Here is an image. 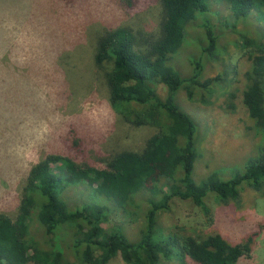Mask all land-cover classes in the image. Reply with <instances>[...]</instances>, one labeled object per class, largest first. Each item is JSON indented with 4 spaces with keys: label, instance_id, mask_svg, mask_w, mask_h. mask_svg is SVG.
Segmentation results:
<instances>
[{
    "label": "rangeland",
    "instance_id": "rangeland-1",
    "mask_svg": "<svg viewBox=\"0 0 264 264\" xmlns=\"http://www.w3.org/2000/svg\"><path fill=\"white\" fill-rule=\"evenodd\" d=\"M208 1L207 15L217 34L214 53L201 51L197 41L204 44V31L196 26L188 29L172 59L182 76L191 74L193 58L202 61L201 80L220 77L205 102L199 96L188 99L181 88L175 95L197 126L196 181L213 170L223 178L242 172L264 143L242 94L252 54L242 36L264 41V13L250 12L235 27L227 26L234 18L224 1ZM160 15L159 0H0L1 212L15 219L28 172L47 154L102 167L114 153L144 146L155 127L132 125L111 107L105 79L110 64L96 66L93 51L104 28L120 25L131 27L140 46H146L158 34ZM242 187L227 201L207 195L209 213L190 199L174 198L158 216L160 240L179 227L192 236L215 231L233 243L251 236V251L239 264H264V194ZM61 195L70 203L105 204L103 225L112 231L119 227L128 241H138L147 190L135 196L140 207L128 206L126 212L96 196L86 182L67 185ZM32 231L41 233L36 221ZM75 256L65 249L66 259ZM108 264L127 263L116 255ZM157 264L179 262L161 256Z\"/></svg>",
    "mask_w": 264,
    "mask_h": 264
},
{
    "label": "trees",
    "instance_id": "trees-1",
    "mask_svg": "<svg viewBox=\"0 0 264 264\" xmlns=\"http://www.w3.org/2000/svg\"><path fill=\"white\" fill-rule=\"evenodd\" d=\"M223 1L234 18L225 22L227 26L235 27L250 12L264 13V0ZM159 2L158 34L146 46H140L131 27L120 25L104 28L93 51L96 66L110 64L105 79L111 107L124 121L153 126L155 132L140 150H120L102 167L56 153L36 162L28 172L15 219L0 211V264H108L116 255L127 264H157L161 256L179 264H190L188 259L196 264H239L250 253L251 236L233 243L215 231L192 236L179 227L160 240L158 216L174 198L190 199L209 213L205 203L209 194L227 201L239 195L242 183L264 194V143L242 172L223 178L213 170L200 181L193 178L199 156L197 126L175 95L181 88L188 99L199 96L205 102L220 77L201 80L202 61L193 58L191 74L182 76L172 59L189 28H203L204 44L197 43L204 54L214 53L217 34L207 15L210 1ZM242 41L252 48L243 103L264 137V41L248 36ZM79 182L125 212L128 206L140 207L135 196L147 190L138 241H128L119 227L112 231L103 225L108 217L105 204L81 205L62 197L64 187ZM34 221L39 234L32 231ZM65 249L75 252L73 261L65 258Z\"/></svg>",
    "mask_w": 264,
    "mask_h": 264
}]
</instances>
